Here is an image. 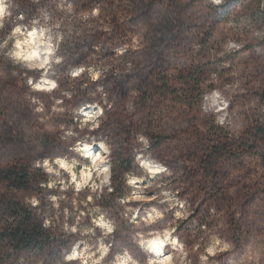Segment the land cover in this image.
<instances>
[{"label":"clouds","instance_id":"1","mask_svg":"<svg viewBox=\"0 0 264 264\" xmlns=\"http://www.w3.org/2000/svg\"><path fill=\"white\" fill-rule=\"evenodd\" d=\"M143 3L0 0V113L42 190L25 204L44 235L17 264H264V141L252 136L264 122V0ZM139 17L102 58L99 44L88 52ZM193 67L205 75L188 90ZM141 70L170 94L145 102ZM110 77L126 80L122 139L99 131L114 104L97 82ZM209 130L246 150L226 170L223 205L199 220L209 201L185 166Z\"/></svg>","mask_w":264,"mask_h":264},{"label":"rangeland","instance_id":"2","mask_svg":"<svg viewBox=\"0 0 264 264\" xmlns=\"http://www.w3.org/2000/svg\"><path fill=\"white\" fill-rule=\"evenodd\" d=\"M99 2H101V0H86V6L91 7L94 6L95 3ZM105 2L111 5L113 0H105ZM77 3H80V0H77ZM130 6L132 7V10L135 11L141 7H144V3L143 0H130ZM144 18L145 17H139L137 19H133L131 22L118 25L117 28L112 32L114 36L112 40L113 44L116 46L122 43L125 39L126 31L130 30L132 26L136 25L139 19ZM106 34L107 33L95 35L91 42H94L95 40H102V37H105ZM91 42H85L89 43V45L91 44V49H89L88 52L93 51V45H95ZM104 45L106 46L107 42H104ZM88 52L82 54L81 60H84V57L88 55ZM137 59L139 60V57H137ZM84 62L87 63L88 61L85 60ZM138 75L141 79L139 83L135 84L134 86L139 87L141 90H146V95L143 97L145 102L161 91H163L165 94H170L166 81L164 82V87L161 89L157 87L152 80L148 79V73L145 70H141ZM204 75L205 70L203 68H191L187 75L183 77L184 87H186L188 90L194 89L196 85L195 81L197 82V80L201 79ZM110 81L113 85L112 87L108 86L109 81L101 80L97 82L98 84L105 86V91L109 92L110 101L114 104L113 110L106 112V115H108L109 119L105 124L102 125L99 131L105 136L119 137L122 139L123 134H127L128 132L127 126L123 125L122 121L119 119V110L122 108L124 98L127 95L126 80L124 77H110ZM177 83L179 87V82ZM94 88L95 85L91 86L89 91L94 90ZM172 91H176V89H173ZM11 119L12 117L10 115L5 116L4 113H0V169L13 163V161H20L30 167L32 155L29 150V146L23 141V139H21L20 135L13 136V128L7 126L8 121ZM209 132V135L201 138L195 145V151L189 154V159L195 160V166L191 168L185 166L184 179L190 180L192 182L194 190L205 191V199L209 201L207 206L202 204L201 207L197 209L199 215L196 218L199 220H203L208 215V209L212 207L213 204L217 206L218 210L219 207L223 205L224 197L226 195V185L224 184V179L227 176L226 170L234 167L235 161L246 150L242 146L236 145L234 141H230L235 144L234 148L226 149L225 144L224 146L221 145L223 141L226 142V140H228L226 134L223 131L209 130ZM261 132H264V122L257 125L253 131L252 136L254 138V142L255 140L263 141ZM216 135H221L222 139L216 142V138H214ZM211 149H219L221 151L220 154H223L221 162H219V167L213 170L211 166H208L210 165L209 155ZM128 162H130V159H125V163ZM221 189H224V191L222 192ZM41 191L42 190L39 189L36 184L32 190L28 192L17 193V197L25 202L26 197ZM181 195L183 196L184 193H181ZM196 198V196H193L190 200V203L194 204ZM34 210L43 221V216L39 214L36 209ZM188 223H191V218Z\"/></svg>","mask_w":264,"mask_h":264},{"label":"trees","instance_id":"3","mask_svg":"<svg viewBox=\"0 0 264 264\" xmlns=\"http://www.w3.org/2000/svg\"><path fill=\"white\" fill-rule=\"evenodd\" d=\"M102 34L105 33H97L96 35ZM105 37L104 40L91 42L101 46V53L98 54L101 58L103 54L108 53L110 48L115 46L112 42L114 38L112 33H107ZM104 42H107L106 46ZM85 47L89 50L91 44L85 43ZM261 135L264 141V132H261ZM214 138L217 142L222 139V136L216 135ZM224 144L226 149H233L235 145L228 140L221 143L223 146ZM220 152L219 149H211L210 151V165L208 166H211L212 170L219 167V162L223 157ZM120 159L121 164L118 165V169L131 167V161L125 163V158L121 156ZM40 178L38 170H33L20 161L0 169V264H17V258L20 255H26L44 235L41 229L42 219L34 208L26 205L17 197L19 192L32 190Z\"/></svg>","mask_w":264,"mask_h":264}]
</instances>
